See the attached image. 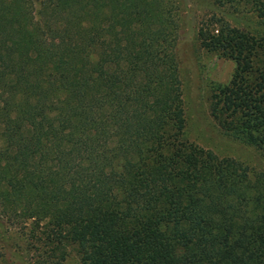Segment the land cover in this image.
Here are the masks:
<instances>
[{
	"label": "trees",
	"instance_id": "16d2710c",
	"mask_svg": "<svg viewBox=\"0 0 264 264\" xmlns=\"http://www.w3.org/2000/svg\"><path fill=\"white\" fill-rule=\"evenodd\" d=\"M180 23L178 0H0V221L81 264H264V169L182 139ZM195 35L234 65L212 118L264 159V33Z\"/></svg>",
	"mask_w": 264,
	"mask_h": 264
},
{
	"label": "rangeland",
	"instance_id": "374dc122",
	"mask_svg": "<svg viewBox=\"0 0 264 264\" xmlns=\"http://www.w3.org/2000/svg\"><path fill=\"white\" fill-rule=\"evenodd\" d=\"M181 38L177 44L178 78L184 126L182 139L209 150L217 157L231 158L250 173L264 169L261 152L254 146L225 136L210 113L216 85L230 79L234 65L214 52L202 49L195 32L200 21L215 16L244 33H264V21L246 7L220 6L214 0H178ZM28 226L18 228L0 221V264H81L71 250L60 259L51 256L41 242L29 237Z\"/></svg>",
	"mask_w": 264,
	"mask_h": 264
}]
</instances>
